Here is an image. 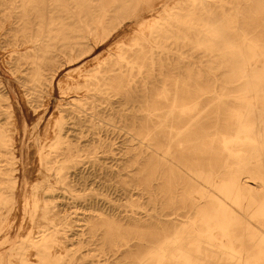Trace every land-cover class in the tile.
<instances>
[{"label":"bare ground","instance_id":"obj_1","mask_svg":"<svg viewBox=\"0 0 264 264\" xmlns=\"http://www.w3.org/2000/svg\"><path fill=\"white\" fill-rule=\"evenodd\" d=\"M0 20L9 52L3 60L19 97L16 103L6 96L7 85L0 79L5 112L0 110V225L6 213L20 211L12 195L22 177V187L30 185L19 207L31 222L22 237L6 233L0 240L7 246L0 264H264V176L259 169L264 167V0H0ZM127 21L132 24L90 55ZM247 24L259 28L248 31ZM196 49L205 58L194 65ZM165 72L172 82H163L152 98L147 79L158 83L156 75ZM135 77L141 89L133 85ZM202 96L216 122L233 121L231 134L219 133L233 161L217 169L173 156L174 138L201 136L206 119L211 120L198 115ZM159 101L163 105H156ZM115 102L138 104L123 140L121 157L129 162L123 174L131 178L125 194L137 190L147 197V207L161 201L166 182L159 194L156 176H146L147 168L157 173L164 168L162 160H149L153 154L162 155L168 174L173 164L199 188L191 186L186 218H169L155 208L126 210L122 218L133 223L127 237H100L93 226L81 240L91 247L76 257L60 240L58 217L44 193L69 190L63 186L67 164L61 158L69 152L67 125L81 121L91 105L94 110L87 113L103 131L111 124L107 110ZM34 104L43 106L40 115H33ZM19 107L30 128L27 122L22 126ZM154 117L159 122H150ZM28 134L33 137V179L21 175ZM241 143L249 149H233ZM106 148L110 151L111 145ZM94 158L99 167L101 160ZM176 185L175 177L174 201Z\"/></svg>","mask_w":264,"mask_h":264},{"label":"rangeland","instance_id":"obj_2","mask_svg":"<svg viewBox=\"0 0 264 264\" xmlns=\"http://www.w3.org/2000/svg\"><path fill=\"white\" fill-rule=\"evenodd\" d=\"M243 6L244 3L242 4V7ZM158 8H160V6ZM2 23L3 21L0 20V79L7 85L5 95L17 103L19 97L17 91L15 90L13 82L14 77L11 69L6 66L3 60V56L9 52L5 42L6 34L3 33L4 28H2ZM130 24H132V21L125 22L121 27L112 33L107 41L95 47L90 55L100 52ZM246 28L248 31H256L259 26L256 24L249 26V24H247ZM196 50L193 55L195 59L192 58L194 60V65L198 64L197 59L205 58V56H202V53H199V50ZM187 59L188 57L184 60L187 61ZM61 71L62 70L58 73H61ZM165 74L167 76H160V74L156 75L159 80L158 83L152 81L153 78L147 79L149 80L148 87L153 92L151 95L153 96L152 98H155L157 93L162 90L163 82H172V78H168V73L165 72ZM138 79L139 78L135 77L132 83H134V86L137 85L139 89H141L140 80ZM136 82L137 84H135ZM54 97H58L56 89L54 90ZM55 98H52L53 103L55 102ZM52 102L50 103L51 105H53ZM156 105H163V102L159 101ZM42 107V105L34 104L33 115H40ZM3 108L2 104V106H0V110H2V112H4ZM85 108H88L89 112L94 110L91 105H86ZM137 108V103H135L134 108L130 105L126 106L122 102L113 103L110 106V109L107 110L112 114V117L110 116L112 119L109 120L111 124H106L103 131H99V126L93 125L92 116L87 113V110V112H83L81 114L83 118L81 121L75 123L74 125H67L68 132L66 142L69 147V152L65 153L64 156L61 157L64 160V163L67 164L66 168L63 170L66 176L63 181L66 185L59 183L57 185H63L64 187L69 188V190L64 191L65 189L60 187L54 191L44 193L43 199L51 205L52 212L54 211L56 217H58V227H60L58 236L60 237V240L64 241L63 243L67 245V249L75 252L74 254L76 257L83 256L91 247L89 244L84 243L81 240H86L87 237H89V234L93 231V226H97V229H99L96 233L100 237L107 235L110 239H118L120 241L127 237V232L129 233L133 223L130 224L127 222L128 220H126V218H122L126 210L143 211L144 209H149L148 212H153V208H155L161 212V214H169V218H178L179 221L182 218H186L188 211H190L192 202L189 197V192L191 190V186L199 188V184L195 181V179L191 178V176L187 175L173 164H170V170L172 173L168 174V163L165 162L162 155H150L149 160H162L164 162L163 171L159 170L157 173V171L152 172L147 168L146 174L149 178L153 175L156 176L153 184L159 194L160 190L162 192L164 183L166 182L164 193L163 195L160 194L161 201L155 203L154 206L147 207V205L144 204L148 201L147 197H140L136 193L137 190L134 192L135 194L133 196L125 194L124 189L129 187V181L131 178L126 176V174H123V169L129 162L127 159L122 158L121 154L122 150L124 148L126 149L123 145V140L127 135L126 132L132 130V122L134 120L132 113L137 112L138 110H135ZM19 110L21 111L23 119L22 126L25 122H27L30 128V123L28 120L26 121L21 107H19ZM198 115L205 119L209 116V120L211 118L209 122L208 119H206V122L203 121L205 122V125L202 127L206 130L201 131L203 135L198 137L182 135L174 138L171 143L172 150L174 151V158L179 159L184 155L187 160L190 163H194L196 167H211L214 169L223 165L226 160L232 162L233 156H231L228 153V150L224 148L221 135L219 133L224 132L231 134L233 131L228 128L233 126V121L231 119H220L216 122L215 119L211 117V106L208 104L207 97L205 96L201 97ZM3 116L5 124L7 123L8 118L6 114H3ZM159 120V117H154L150 119V122L157 123ZM184 128L185 126L181 127V129ZM214 129H218L219 131H215ZM178 141L182 142L184 145L177 146ZM100 143L102 145L103 152H101ZM108 144L111 145L110 151L106 148ZM162 144L165 145L163 140ZM134 146L136 149L139 148L137 143H135ZM22 148L21 175L27 177L28 179H33V177H36V164L34 162L35 156L33 137H30L29 134L26 138H23ZM233 149H245V151H247L249 146L241 143L240 145L234 146ZM93 155H95V158ZM98 157L101 160L99 162L101 164L99 167L97 165L94 166L91 161V159L94 158V162L97 163ZM251 167L249 169H251ZM259 169L264 176V167H260ZM111 172L114 173L110 174ZM175 177L177 182V196L179 197H177L178 199L176 198L174 201L172 200V197L175 189ZM50 179L52 181V177H50ZM22 182L23 177L20 179L19 185L14 190L12 195L13 200L20 211L21 209L19 206L21 199L24 195H27V189L30 185L27 184V187L23 188ZM102 199L107 201L104 206L100 204V200ZM171 200L174 205H172ZM107 205H111L109 208H114L115 211L109 212V210L106 209L108 208ZM20 211H12L3 216V218H6V223L3 222L0 225V227L4 226L3 228H0V240L4 238L6 233L13 238H19L27 232V229L31 226V222L28 221L29 216L23 215ZM118 211L121 212L119 216H117ZM163 216L162 218H165ZM251 218L259 217L253 216ZM21 224L22 227L20 229L19 226ZM115 225H117V228ZM110 242L111 240H109V243ZM6 248V245L0 244V253H5ZM75 264H81L80 260H78Z\"/></svg>","mask_w":264,"mask_h":264}]
</instances>
